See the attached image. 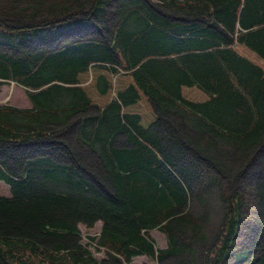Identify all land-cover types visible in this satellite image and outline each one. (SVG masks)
Masks as SVG:
<instances>
[{"label": "trees", "instance_id": "obj_1", "mask_svg": "<svg viewBox=\"0 0 264 264\" xmlns=\"http://www.w3.org/2000/svg\"><path fill=\"white\" fill-rule=\"evenodd\" d=\"M3 84L0 264H264V0H0Z\"/></svg>", "mask_w": 264, "mask_h": 264}, {"label": "rangeland", "instance_id": "obj_2", "mask_svg": "<svg viewBox=\"0 0 264 264\" xmlns=\"http://www.w3.org/2000/svg\"><path fill=\"white\" fill-rule=\"evenodd\" d=\"M238 51L252 59L253 61L257 63H262L261 59L254 54L251 51L245 50L243 47H239ZM90 80V73L87 76V82ZM87 86V85H86ZM88 90L91 95H94V90L91 87L90 84H88ZM184 94L186 97L194 100H203L205 95L201 90L196 89L195 87L189 88L185 87ZM94 97V96H93ZM96 101H99L98 98H96ZM0 103H7L11 105H15L18 107H26L29 106V102L22 91L21 88L14 87L12 84H3L0 87ZM131 111L139 113L142 117V122L144 125H147L150 121L154 120L155 116L152 110V107L148 100L145 97H142L141 100L134 106L130 108ZM228 185H223L225 193H228ZM231 190V188H229ZM214 193V197L212 198V201L210 202V210H209V228H208V239L214 240L216 238V235L219 231L220 225L223 220L224 216V210L222 208L221 201L218 199L217 189H214L212 191ZM0 195L2 196H9L10 191L8 188V185L0 180ZM190 210L197 212L199 209V206L197 203H191ZM100 228V223H96L94 227L92 228H86L83 225H80V231L83 238V241L86 242L88 240L89 236H94L98 233ZM150 236L155 242L156 247L164 248L167 245L165 235L158 229H152L149 231ZM94 251V254L97 257H101L103 255V251ZM131 264H163L158 261H155L153 259H150L146 256H137L135 257Z\"/></svg>", "mask_w": 264, "mask_h": 264}]
</instances>
